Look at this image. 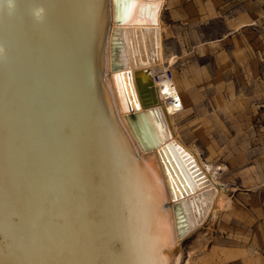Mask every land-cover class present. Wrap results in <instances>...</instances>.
<instances>
[{"label":"bare ground","instance_id":"6f19581e","mask_svg":"<svg viewBox=\"0 0 264 264\" xmlns=\"http://www.w3.org/2000/svg\"><path fill=\"white\" fill-rule=\"evenodd\" d=\"M9 2L0 0V264H181L183 240L231 201L173 120L184 93L167 66L165 0ZM135 72L154 105H141ZM135 113L146 149L125 120ZM203 246L198 236L188 253Z\"/></svg>","mask_w":264,"mask_h":264},{"label":"rangeland","instance_id":"374dc122","mask_svg":"<svg viewBox=\"0 0 264 264\" xmlns=\"http://www.w3.org/2000/svg\"><path fill=\"white\" fill-rule=\"evenodd\" d=\"M163 10L178 56L167 66L194 91L172 113L179 137L231 201L183 240L181 264H264V0H169ZM198 236L204 246L190 255Z\"/></svg>","mask_w":264,"mask_h":264},{"label":"water","instance_id":"95a60500","mask_svg":"<svg viewBox=\"0 0 264 264\" xmlns=\"http://www.w3.org/2000/svg\"><path fill=\"white\" fill-rule=\"evenodd\" d=\"M134 80H135L137 93H138L139 99L141 101V105L145 108L154 105L156 103V100H155L154 93L151 89L150 80L145 79V77H143L140 74V72H135ZM145 112L146 111H144V113ZM141 114L143 115V113H135L132 115H126L125 120L127 121V124L129 126L130 130L132 131V133L134 134L135 138L137 139V142L138 143L141 142L140 144H142V146L146 149V146L143 142V139L141 138L139 131H138V129L135 125V122H134L135 120L139 121L138 117L141 116ZM162 129H163V127L161 126L160 130H162Z\"/></svg>","mask_w":264,"mask_h":264},{"label":"crops","instance_id":"0c3cea01","mask_svg":"<svg viewBox=\"0 0 264 264\" xmlns=\"http://www.w3.org/2000/svg\"><path fill=\"white\" fill-rule=\"evenodd\" d=\"M168 1L169 0H166V4H165V7H164V10L166 9V6H167V4H168ZM164 10H163V12H164ZM164 48H165V52H166V54L168 55V56H173V57H175V61L177 62V58H178V56H176L175 54H168L169 52H168V49H167V47H166V41H165V43H164ZM176 62H175V64H176ZM175 64H174V66H175ZM175 73H176V77H177V82H178V84L180 85V88L183 90V93H184V95H186V94H188V93H190V85H188L187 83H186V80H185V78L182 76V77H180V75L179 74H177V72L175 71ZM193 92L194 91H192L191 90V93L189 94V96H191V97H194L193 96ZM197 93V92H196ZM196 95V94H195ZM198 96V95H197Z\"/></svg>","mask_w":264,"mask_h":264},{"label":"clouds","instance_id":"9594fccd","mask_svg":"<svg viewBox=\"0 0 264 264\" xmlns=\"http://www.w3.org/2000/svg\"><path fill=\"white\" fill-rule=\"evenodd\" d=\"M8 7L10 10L14 9V7H15L14 0H10ZM44 12H45V10L43 8H36L33 11V15L37 21H41L44 17ZM0 52H2V50H0Z\"/></svg>","mask_w":264,"mask_h":264},{"label":"built area","instance_id":"2783aa9c","mask_svg":"<svg viewBox=\"0 0 264 264\" xmlns=\"http://www.w3.org/2000/svg\"><path fill=\"white\" fill-rule=\"evenodd\" d=\"M168 77H171V74L170 73H168Z\"/></svg>","mask_w":264,"mask_h":264},{"label":"snow or ice","instance_id":"6c2138e0","mask_svg":"<svg viewBox=\"0 0 264 264\" xmlns=\"http://www.w3.org/2000/svg\"><path fill=\"white\" fill-rule=\"evenodd\" d=\"M176 107L179 108V104H177Z\"/></svg>","mask_w":264,"mask_h":264}]
</instances>
